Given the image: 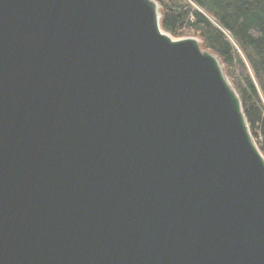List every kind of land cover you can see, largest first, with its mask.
<instances>
[{"label": "water", "instance_id": "water-1", "mask_svg": "<svg viewBox=\"0 0 264 264\" xmlns=\"http://www.w3.org/2000/svg\"><path fill=\"white\" fill-rule=\"evenodd\" d=\"M0 264H264V157L155 1L0 0Z\"/></svg>", "mask_w": 264, "mask_h": 264}, {"label": "trees", "instance_id": "trees-1", "mask_svg": "<svg viewBox=\"0 0 264 264\" xmlns=\"http://www.w3.org/2000/svg\"><path fill=\"white\" fill-rule=\"evenodd\" d=\"M160 27L215 55L264 157V0H153Z\"/></svg>", "mask_w": 264, "mask_h": 264}, {"label": "rangeland", "instance_id": "rangeland-1", "mask_svg": "<svg viewBox=\"0 0 264 264\" xmlns=\"http://www.w3.org/2000/svg\"><path fill=\"white\" fill-rule=\"evenodd\" d=\"M184 38H194V37H184ZM184 38H181V39H184ZM174 39V38H173ZM194 39H196V38H194ZM199 42V41H198ZM199 45H200V42H199ZM200 48H201V45H200ZM201 50H203L202 48H201ZM203 51H206V50H203ZM209 52V51H208ZM222 66V65H221ZM227 80H228V78H227ZM229 81V80H228ZM230 83V82H229ZM231 85V84H230ZM252 136V135H251ZM253 138V137H252ZM253 140H254V138H253ZM254 142H255V140H254ZM255 144H256V142H255ZM257 145V144H256Z\"/></svg>", "mask_w": 264, "mask_h": 264}]
</instances>
